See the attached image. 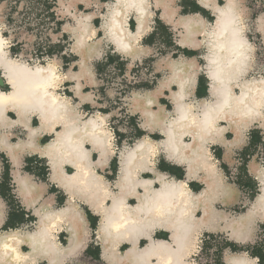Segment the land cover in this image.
Listing matches in <instances>:
<instances>
[{
  "label": "crops",
  "instance_id": "1",
  "mask_svg": "<svg viewBox=\"0 0 264 264\" xmlns=\"http://www.w3.org/2000/svg\"><path fill=\"white\" fill-rule=\"evenodd\" d=\"M108 2L109 0H57L55 3L57 6V14L61 16V20L68 17V19H72L71 24L74 23L76 17L85 15V13L81 14L79 10L88 11L85 15L89 17L88 24L90 28L95 29L93 40H90L92 45L95 46V52L92 54L93 58L91 57L87 63L92 72V79L85 75H80V67L83 66V60L79 54L71 50L74 39L71 35L70 28H68L70 23L63 25L60 32L54 35L53 40L56 42L61 40L62 45L63 38H67L70 43L66 45V47H62L58 55L52 56L51 58L48 57L46 62L42 65L46 66L47 62L54 63L58 69L57 73L59 75L75 77L74 80L63 81L61 88L58 89V91L55 90V92L71 101L74 97H77L76 86L80 84L76 102L80 103L83 101V103L79 111L89 113V115L95 113V115L98 114L103 117L109 115L110 112L112 119L115 120L117 112L109 110L105 106L103 100L100 99V97L105 94V92L102 91L104 83L97 78L98 72H100L102 66L100 64L101 61L94 59L96 53L107 44V42L101 40V38L104 37L103 33H101V21L103 19L101 14L104 12L106 6L108 7ZM208 2H210V0H161L160 6L151 10L152 19L147 22L148 29L144 33L145 36L143 34L137 41V44H139L138 47L144 52L140 50L142 52L138 57L130 59L116 52L111 45V51L106 53L107 60L117 65H123V60H126L127 63L134 64L137 60L141 61L151 58L153 64L152 69L157 78L156 84L150 88L140 87L136 90L152 91L158 89L159 86H161L160 81L166 76H162L161 73L167 68L166 64L169 60L176 62L191 61L190 63H192V57L202 56L201 49L191 47L190 45L203 40V36L197 35L193 40L189 38L188 41L182 42L180 36L183 34V29L179 26L177 21L183 16L198 17L202 20L204 28L208 29V26L212 25L215 20L213 7L225 5V0H218L212 8L204 7V4ZM257 2L258 5L261 6V9H257ZM163 3L168 5L172 12L165 13L162 6ZM236 7L241 15L245 29L244 37L252 47V62L245 72L246 76L244 75L243 78L261 77L262 70H264V65H262L260 61L262 57L264 58V43H262V40H264V24L263 27L260 28L259 21L260 19L264 20V0H238ZM128 29L131 31L135 30V21L133 18H129L128 20ZM157 46L158 48L159 46L162 47L165 52L157 53ZM196 63L203 68L205 66V59L201 58ZM81 77H83L82 83H80ZM209 86L210 81L205 72H199L193 78L190 90L193 92L194 96L201 101L203 99H209ZM0 88V91L3 92H7L8 90V86L5 82L4 84H0ZM161 89V92L156 95L157 101L165 109L167 108V110H169L171 108L169 104L171 101L168 99L170 95L169 89L176 90L177 85L172 84L167 87L163 86ZM128 111L130 115H128V121L130 120L129 126H131L122 133L117 132L119 130H116V127L113 128L114 136L119 137L120 140L118 147H123L127 136H134L137 139L148 136L153 140L162 138L160 134L157 133L158 131H153L152 133L140 127L142 120L138 112H133L131 108H129ZM6 118L8 119L6 121L8 124H0V162H3V169L0 171V234L7 232L18 233L20 241H18V243L15 241L12 242L14 250L16 248L13 252L14 256H6L0 249L2 253H0V264H59V260L65 258L66 250L70 248H75V251L72 256L68 258V264H138L139 262L136 260L133 261L129 258H121V254L129 248L127 241L116 246V248L118 247V255H120L117 260L109 261L104 257L102 243L96 238V233L100 224V214L99 211L96 210V198L89 203H80V217L76 225L77 236L75 238L71 237V226L65 227L63 224H60L58 225L59 231L52 232L53 239L50 241L56 253L48 252L45 254L43 251L37 252L36 249H33L32 242L27 238L28 235L35 232L37 229V224L39 222L38 209L41 207V202L33 204L32 198L26 196L19 187V178H29L30 183L37 184L38 193H46V198L42 201L44 206L59 205V208L56 210H62L64 208L71 209L72 204L69 203L70 192L65 186L67 185V177H70L75 172V167L73 164H63L61 167L60 162H57L55 167L60 170L61 175V181H57V179L53 177V166L43 147L52 139L53 132L42 127L36 115H30L25 125L17 121L15 115L10 112L6 114ZM135 121H138V124ZM109 127L112 130L111 124ZM251 127L249 126L247 129L243 130V136H241L237 144L233 140V132L228 129L221 136V141L205 146V153L207 156L211 157L209 161L214 164V173L216 172V176L221 180L220 183L223 187V191L229 192L218 193L212 198L213 209L216 213L223 216L225 220L242 217L249 207H251V204L254 202L253 200H255L260 192L259 184L261 183L255 173V169L264 166V164H260L257 156H252L251 154L252 152H256V148L259 146L262 147L264 151V122L262 120L254 121ZM33 132H35V135H33ZM85 150L90 152L89 161L85 164L86 167L88 163L94 165L97 160V154L95 153L96 149L91 148L90 144H87L85 145ZM241 155L244 157V164L238 168L236 179L229 180L227 172L229 169L233 168L237 160L236 158H241ZM157 159L158 163L154 170L157 174L168 176L173 180L185 179L186 168L184 165L170 163L164 160L165 158L162 156H159ZM117 163L116 154L113 153L112 156L107 158V165L104 169L92 168L95 176L98 174L103 177L112 190L115 188L114 184L118 177ZM6 168L8 169L7 175L5 174ZM195 171V176L187 181L188 188L193 194H197L202 190L204 187V179L205 181L209 179L201 169L197 168ZM139 177L140 179L146 177L153 180L154 173L152 171H143ZM41 181L43 183H41ZM155 185H158L157 181L154 182L153 186ZM140 191L141 188H138L137 193L140 194ZM127 199L130 201L129 204L131 205L132 202L136 201V196L132 195ZM197 211L195 216H198ZM249 222V225L247 224V229L244 226V221L240 223L239 229L242 230L238 231L239 237L237 236V238L231 237L230 231L225 227L223 219L214 221L213 225L196 228L194 233L198 237V242L196 244L197 249L193 254L190 253L191 255L189 254L183 259L184 264L197 263L196 254L199 253L200 240L203 236L210 238L218 234L225 237V241L221 248L227 250V253H242L250 259L253 264H264V217L261 218V215L259 216V214L254 213ZM29 226L32 227L31 232L29 231ZM85 233H88V235L86 236ZM167 233L169 232L165 229L155 228L151 236L154 240L160 239V241H167ZM77 244L79 245L78 247H76ZM144 245L145 240L143 237H140L136 246L139 248ZM57 252H63V255H57ZM28 258L30 260H27ZM215 260V264H227L225 255L223 257L220 255ZM150 263H157L156 258L152 257Z\"/></svg>",
  "mask_w": 264,
  "mask_h": 264
},
{
  "label": "clouds",
  "instance_id": "2",
  "mask_svg": "<svg viewBox=\"0 0 264 264\" xmlns=\"http://www.w3.org/2000/svg\"><path fill=\"white\" fill-rule=\"evenodd\" d=\"M217 2L218 0H210L204 4V7L212 8ZM160 3L161 0H109L110 15L105 25L106 35L101 38L102 41H107V44L96 53L95 59L105 61L106 53L111 51L113 43L122 53H132L137 43L136 37L128 32V17L135 15L143 27L142 22L152 19L151 10L159 7ZM237 3L238 0H225L224 8L217 9L216 24L208 26L206 31L195 30L196 25H179L184 29L185 36L195 39L197 35H202L204 39L190 45L201 49V57H192V63H173L171 68H166L161 73L162 76H169L164 87H167L168 83L178 84L180 87L172 111L157 104L156 100L147 95L145 91H138L132 85L123 83V79H121L119 90L106 91L100 97L109 110L117 113L130 101L134 104L133 111L140 112L143 109L142 114L148 118V123L141 124L140 127L148 132L160 131L162 128L164 135L167 136L163 146L150 144L147 136L142 138V142H138L134 136H127L123 148L118 147L119 137L114 136L109 127L110 124L117 125L118 122L112 119L110 112L102 118L95 113L89 115V113L79 111L83 103V101L76 102L80 84L76 86L77 97L71 101L62 95H54L55 90L61 88L63 81L74 80L75 77L57 75L58 69L52 64H49L47 69L42 67L32 69L24 62L17 64L15 61H8L12 65L10 70L14 77L13 82L19 101L28 106L30 110L39 112L51 126L60 124L63 127L64 130L58 134V140L52 146L61 167L63 164H74L81 173L77 177H67L68 183L65 187L70 192L69 203L72 204V208L62 210H56L59 205L44 206L42 201L46 198V193H38L37 184L30 183L29 178H19V187L26 196L32 198L33 204L41 202V207L38 209L39 231L27 238L38 246L37 252L43 251L45 254L55 252L50 241L53 239L52 232L59 231L58 225L60 224L65 227L71 226L72 236L74 238L77 236L76 225L80 217V203H89L98 191H104L106 194L104 199L107 198V189L98 184L101 177L95 176L92 168L103 169L107 165V157L112 156L113 153L124 157L126 175L123 179L132 184V192H135L136 187L144 188L146 202L138 210L157 216L171 215L176 212L177 205L181 203L180 197L187 195L186 185L169 182L164 184L160 191H154L153 181H139L136 179L138 174L143 171H154L159 156H164L166 161L175 163L177 161L174 157H184L187 153L192 157V162L197 163L200 161L198 150L194 145L182 141L187 137L198 136L199 140L203 141L201 149L205 145L216 143V140L211 137L227 131L225 128L216 127L217 123L231 119L233 115L247 116L253 114L254 110H259L255 114L264 121V70H262V78L259 81L261 85L259 99L249 98L248 103H245L243 91L240 96H235L232 92V89L237 87L238 78L245 75V61L249 59V56L245 55L244 49H251V45L247 43L242 34L245 29L241 24L240 16L234 12ZM87 19L84 18L78 23H86ZM6 30L7 26L0 23V49H7L10 46L9 39L2 37V32ZM82 31L87 32V29H82ZM93 35L89 33L81 36L78 44L84 45L87 41L93 40ZM9 54L7 51L4 52L5 59ZM201 58L209 61L203 68L196 63ZM209 68L217 87L211 98L202 102L194 96L189 86L193 83V78L197 73L205 72ZM144 71L147 72V69ZM143 79L151 85L155 74L151 77L145 76ZM82 82L83 77L80 83ZM105 87L108 86L105 85ZM87 144L99 147L103 151L101 158L95 161L94 165L88 163V170H85L81 164L89 161L90 153L85 150ZM207 160H211V157L207 156ZM2 169L3 162H0V171ZM157 180L163 181L164 176H157ZM123 203L121 199L119 206L114 205L112 209L115 215L120 216V221L123 223L109 216L105 231L109 228L116 231L123 228L124 224L131 223L124 219V215H120L123 212ZM184 203L187 204L188 201L185 200ZM99 206H103V200ZM187 215L188 213L181 207L176 215V221L182 225V218ZM29 231H32L31 226H29ZM85 235L87 236L88 233ZM78 246L77 244L76 247ZM74 251L75 248L66 250V256L59 260V264H68V258ZM57 254L63 255V252Z\"/></svg>",
  "mask_w": 264,
  "mask_h": 264
},
{
  "label": "bare ground",
  "instance_id": "3",
  "mask_svg": "<svg viewBox=\"0 0 264 264\" xmlns=\"http://www.w3.org/2000/svg\"><path fill=\"white\" fill-rule=\"evenodd\" d=\"M162 6H163V10L165 13L172 12L170 7L168 5H166L165 3H163ZM218 8L223 9L224 5L213 7L215 20H214V23L212 25H215L216 21L218 19V12H217ZM234 12L239 14L241 24L243 25L241 15L238 12L237 7L234 9ZM109 15H110V9H109V7L106 6L104 12L101 14V17L103 18V19L101 18L102 19V21H101L102 32L101 33H103L104 37L106 35L105 25L108 23ZM84 18L89 19L88 16L76 17L75 18V24H73V26H69L68 28H70L71 35L74 39V40L72 39L73 44L71 46V50L73 52L79 54V56L83 60V66L80 67V75H85L87 77H90V79H92V72L90 71L87 63L89 62L90 58L92 57L93 52H95V48H94L95 46L92 45V43L90 41H87L84 45L78 44V41L80 40L81 36L87 35L89 33L94 34L95 29L90 28V26L88 24V19H87L86 23H78V21H83ZM129 18L134 19L135 30L131 31L130 29H128ZM128 20H127L128 32L131 33L134 37H136V43H137V41L141 38V36L148 29V27H147L148 20H144L142 22L143 27H141V22H139L137 20V17L135 15H130L128 17ZM259 22H260V28L263 27L264 20L260 19ZM177 23L179 25H182V24L196 25L195 30H197V31H199V30H205L206 31L207 30L206 28H204L202 20L198 17L183 16V17L178 19ZM82 29H87V32L82 31ZM242 34L244 35V32ZM144 36H145V34H144ZM2 37H3V35H2ZM180 38L182 39V42H183V41H188V39L190 37H187L184 35V29H183V34L180 36ZM246 41L248 43L247 39H246ZM105 42H107V41H105ZM190 43H192V42H190ZM111 45L116 50V52H119V54H122L123 56L128 57L130 59H135L143 51L142 49H140V47H138L139 44H137L136 49L130 54L122 53L121 51H119L118 46L114 43ZM140 50H142V51H140ZM6 51L8 52V48L7 49H0V84H4V82H5L8 86L7 92L0 91V124L7 123L6 121L8 119L6 118V114L8 112L14 114L17 121L21 122L24 125L26 124V121L28 120L30 115H36L38 117V121H39L40 125L53 132L52 139L49 140V142H47V144H45L43 147H44L45 153L47 154V156L49 158L51 165L53 166V177L55 179H57V181L58 180L61 181L60 180V177H61L60 170L55 167V165L57 164V162H59V160L56 157L55 150L53 149L52 146L57 142L58 134L61 133L64 129L60 124H56L54 127L51 126L50 123L44 117H42V115L39 112H35V111L30 110V108L28 106H25L24 104H22L19 101V99L17 98V89H16L14 82H13L14 77H13L12 71L10 70L12 65L9 64L8 61H15L17 64L21 63L22 61H20L19 59L13 58L10 55L7 57V59H5L4 52H6ZM244 52H245L246 56H249V59L245 61V72H246L247 68L250 66V63L252 62V55H251L252 47H251V49L245 48ZM139 61L140 60H137L136 62H139ZM162 62H164V61H162ZM190 62H176V61H172V60L170 61L169 60V62H167V64H166V67L171 68L173 63L179 64V63H190ZM24 63H26V62H24ZM208 63H209V61L205 60V65H207ZM26 64L28 65L29 68H32V69H34L35 67H42V68L47 69L49 67V64H52L56 68L55 64L50 63V62H47L46 66L36 65V64L31 65L29 63H26ZM86 64H87V66H86ZM132 64L133 63H130V65H132ZM157 65H158V63H157ZM199 67H201V66H199ZM205 74L210 81V86L208 89L209 90V99H210L213 92L215 91V89L217 87V84L212 79V72H211L210 68L207 71H205ZM57 75H59V74L57 73ZM243 77L244 76L238 78V80L236 82L237 87H234L232 89L233 94L235 96H240L241 92L243 91L245 93V103H248L249 98H252L254 100L259 99L260 98L259 93L261 91V85H260L259 81L262 77H255V78H249V79H246ZM168 79H169V76L166 75L165 78H163L160 81L161 86H159L158 89H155L152 91H145L147 95L151 96L152 98H154L156 100L157 104H159V103L157 101L156 95L161 92V90H162L161 87L164 86V84L168 81ZM169 85H172V84L168 83L167 86H169ZM175 85H177L176 90L169 89L170 95H169L168 99L171 101L169 103L171 108L168 111L173 110V108L175 106L174 102L176 100V96L180 92L179 85L178 84H175ZM49 91H52V90H49ZM57 91H58V89H57ZM54 95H58V94L56 92H54ZM205 100H207V99H203L201 101L203 102ZM159 105H161V104H159ZM126 106L128 107V109L131 108V110L134 108V104L131 101L129 103H127ZM249 106L251 107V105H249ZM256 111H259V110H254L253 114H249L247 116L233 115L231 117V119L219 121L217 123L216 127L231 130L234 134L233 140L237 144L239 142L241 136H243V132H244L243 130L247 129L249 126L251 127V124L254 121L261 120L260 116L255 114ZM133 112H136V111H133ZM138 113L141 116L142 124H147L148 118L142 114L143 109H141V111ZM96 115H98V114H96ZM98 116H100V115H98ZM101 117L103 118V116H101ZM157 127H159V125H157ZM157 133H159L162 138L158 139V140H153L147 136L149 141H150V144L163 146L164 142L167 140V136L164 135L162 128ZM223 133L216 134L215 136H212L211 138L216 140V142L221 141V136L223 135ZM138 142H142V138H139ZM182 142L186 143V144L194 145L195 148L198 150L199 156H200V161H198L197 163H193L192 157L189 156L187 153H185L184 157H174V160L177 161L174 164L184 165L186 168V177L184 180H173L172 178H169L168 176L166 177L163 175L164 180L159 181V180H157V176H159V174H157L155 171H152L154 173V179L153 180L151 178H146V177L144 179L143 178L140 179L139 175H141V172L136 177V179L139 181L151 180V181H153V184H154V182L157 181L158 185L153 186V184H152V189L154 191H160V189L164 186V184H167L169 182L186 185L187 195L185 197H180L181 203L177 205L176 212L172 213L171 215L165 214L162 216H157L153 213H147L146 211H139L138 210V209L142 208L146 202L145 191H144L143 187H136L135 192H132V184L126 182L123 179L124 175H126L125 160H124L123 156H120V155L115 153L116 158H117V162H118V177H117V180L114 184L115 188L113 190L109 188L110 187L109 184H107V182L104 180L103 177L96 174V176L101 177V180L98 181V184L100 186H102V188L107 189V198L104 199V197L106 195L104 191H98L97 195L95 197H93L90 201H92L96 198V210H98L99 214H100V217H99L100 218V224H99V227H98V230L96 233V238H97V240H99L102 243L103 255H104V257L107 258V260H109V261H112L115 259L117 260V258L120 255H118L119 254L117 251L118 247L116 248V246H118L122 242L125 243L127 241L129 248L127 250H125V252H123V254H121V258H123V259L129 258L130 260H133V261L136 260L139 262L138 264H151L150 259L152 257H155L156 262H157L155 264H184L183 259H185V257H187L190 253L193 254V252L197 249L196 244L198 242V237L194 233V231H196V228L198 229L201 226L205 227L207 225L208 226L213 225L214 221L223 219V221L225 222V227L228 228L230 231L231 237L237 238L238 233H239L238 231L242 230V229H239L240 223H242L244 221V223H245L244 226L247 229V227H248L247 224L249 225V223H250L249 220H250V218H252L254 213L259 214V216L261 215V218L264 217V166H261V167L259 166L261 169L260 168L255 169V173L257 174L258 179H259L261 184H259L260 185V192L256 196L255 200H253L254 202L251 204V207H249L247 212L242 217L225 220L223 218V216L216 213V211L213 209V206H212V200L213 199L212 198H214V195L216 196L218 193H221V192L229 193V192L223 191V187L220 183L221 180H219L218 176H216V174H215L216 172L214 173V170H215V168L213 166L214 164L211 163V161L207 160V155H205L206 154L205 153V146L206 145L203 147V149H201V145L203 144V141L199 140L198 136L197 137H187ZM244 145H246V144H244ZM90 146H91V148L96 149L95 153L97 154V160H99L101 158V154H102L103 150L99 147H94L92 144H90ZM168 155H170V153H168ZM162 157L164 158V156H162ZM86 163L87 162L82 163L81 167H84L85 170H88L86 165H85ZM15 166H16V164H15ZM73 166L75 167V172L70 177L80 176L81 173H80L79 169L74 164H73ZM197 168L201 169L202 172L204 174H206L207 178H209V179L206 181L204 179V183H203L204 187L202 188V190H200L197 194H193L190 191V189L188 188L187 181L192 179L195 176V172H196L195 170ZM67 183H68V181H67ZM133 183H135V182H133ZM201 183H202V181H201ZM138 188H141V191L139 192L140 194L137 193ZM132 195L136 196V201L132 202V204L130 205L129 204L130 201H128L127 198L132 196ZM230 195H233V194H230ZM121 199H123L124 203H123V212L120 213V215H124V219L131 221V223L124 224L123 228L118 229L116 231H113L110 228L107 229V231H105L106 226H107V220H108L109 216H113V218L115 220L119 221L120 223H123V221H120V216L115 215L112 211L114 205L119 206V201ZM101 200H103V206L102 207L99 206L101 203ZM185 200L188 201L187 204L184 203ZM24 203H26V202H24ZM181 207H183L184 211H186L188 213L187 216L182 218V222H183L182 225L176 221V215L178 214ZM196 211L198 212V216H195ZM39 221H40V217H39ZM38 224H39V222H38ZM38 224H37L36 231L34 230L35 232L28 235V237L34 236L35 233L39 231ZM155 228L167 230L169 232V233H167L168 234V240L167 241H160V239L154 240L151 235H152L153 229H155ZM71 237H73V236H71ZM140 237L144 238L145 245L137 248L136 243ZM242 237H244V236H242ZM19 238H20V236L18 235V233H14V232H7V233L0 234V249H1V251L6 256L13 255V252L16 250V248L14 250L12 242L15 241L16 243H18V241H20ZM32 245H33V249H36L38 247L34 242H32ZM55 246H57V245H55ZM54 253H56V250ZM31 257H32V255H31ZM25 258H27V257H25ZM31 259H33V258H31ZM27 260H30V259L28 258ZM55 260H56V258H55ZM225 260H226L227 264H253L252 261L250 259H248L242 253L241 254L226 253L225 254Z\"/></svg>",
  "mask_w": 264,
  "mask_h": 264
},
{
  "label": "rangeland",
  "instance_id": "4",
  "mask_svg": "<svg viewBox=\"0 0 264 264\" xmlns=\"http://www.w3.org/2000/svg\"><path fill=\"white\" fill-rule=\"evenodd\" d=\"M56 2L57 0H0V23L7 26V30L3 31L2 35L10 41L8 52L11 57L31 65H42L48 57L51 58L58 55L62 50L61 48L66 47L70 43L67 38H63L62 45L61 40L59 42L53 41L54 35L60 32L63 25L70 23L69 26H73L75 24V21L71 24L72 19H68V17L61 20V16H58L56 11ZM79 11L81 14L85 13V15L88 13L87 10ZM162 52H165L163 48L160 46L158 48L157 46V53ZM151 61L150 58L135 63V65L139 66L138 68H132L134 64L130 65L126 60L122 61L123 65L109 62L107 58L105 61H101L102 67L100 72H98L97 78L104 83L102 91L119 90L121 79H123V83L132 85L135 89L154 86L157 80L156 75L151 85H149L147 80L143 79L145 76L151 77L154 74ZM260 61L264 65L263 57ZM144 69H147V72ZM105 85L108 87L106 88ZM126 105L116 115L115 121L118 122L117 125L111 124L112 132L114 131V127H116V130H119L117 132L122 133L131 126H129V111ZM135 122L138 124V121ZM251 155H256V152H252ZM229 173L228 171L227 177L231 180L232 175ZM204 237L200 240L199 253L196 254V264H209L208 260L211 257L217 258L220 255L223 257L228 252L227 250H223L221 253H219L220 251L216 252V250L222 247L225 241L224 236L219 234L213 235L210 237V240L213 241L211 244H208ZM210 250L213 251L212 255L209 253Z\"/></svg>",
  "mask_w": 264,
  "mask_h": 264
},
{
  "label": "flooded vegetation",
  "instance_id": "5",
  "mask_svg": "<svg viewBox=\"0 0 264 264\" xmlns=\"http://www.w3.org/2000/svg\"><path fill=\"white\" fill-rule=\"evenodd\" d=\"M257 9H261V6L260 5H258V2H257ZM135 63H139V62H135ZM135 63H134V65L132 66V68H138L139 66H137V65H135ZM239 158V157H238ZM243 156L241 155V162H239V161H235V163H234V165L237 167V169H236V171H235V173L233 172V169L234 168H231V169H229L228 171L230 172L229 174L230 175H232V178H231V180H235L236 179V177H237V175H238V168L239 167H241V166H243V164H244V160H243ZM118 164V163H117ZM234 167V166H233ZM231 170V171H230ZM209 240H210V238H208ZM208 244H210L209 242H207ZM226 244V243H225ZM223 249L222 248H219L218 250H216V252L218 253V251H220L219 253H221V251H222ZM232 254H234V253H232ZM218 256V255H217ZM216 258H213V257H211L210 258V260H208V263L209 264H215L216 263V260H215Z\"/></svg>",
  "mask_w": 264,
  "mask_h": 264
},
{
  "label": "built area",
  "instance_id": "6",
  "mask_svg": "<svg viewBox=\"0 0 264 264\" xmlns=\"http://www.w3.org/2000/svg\"><path fill=\"white\" fill-rule=\"evenodd\" d=\"M256 156H257L258 162H260V164H264V151H263L262 147L259 146L256 148ZM237 159H238L237 161L241 162L240 158L237 157ZM233 168H234L233 172L235 173L237 167L234 165ZM204 239H205V241L209 242L210 244L213 242V241L209 240L208 237L207 238L204 237ZM209 253H210V255H212L213 251L210 250Z\"/></svg>",
  "mask_w": 264,
  "mask_h": 264
},
{
  "label": "trees",
  "instance_id": "7",
  "mask_svg": "<svg viewBox=\"0 0 264 264\" xmlns=\"http://www.w3.org/2000/svg\"><path fill=\"white\" fill-rule=\"evenodd\" d=\"M7 173H8V169L6 168V169H5V174L7 175Z\"/></svg>",
  "mask_w": 264,
  "mask_h": 264
}]
</instances>
